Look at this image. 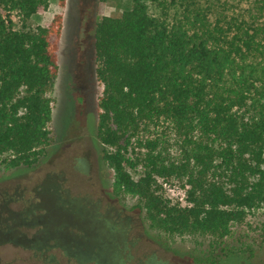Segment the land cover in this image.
<instances>
[{
    "label": "trees",
    "instance_id": "trees-1",
    "mask_svg": "<svg viewBox=\"0 0 264 264\" xmlns=\"http://www.w3.org/2000/svg\"><path fill=\"white\" fill-rule=\"evenodd\" d=\"M49 1L0 0V157L11 168L33 167L51 143L62 17L29 25ZM125 1L131 8L94 33L102 160L151 230L207 236L200 260L220 263L231 226L264 212V23L232 17L222 26L195 5L169 20L164 0ZM171 179L184 183L187 207L159 194Z\"/></svg>",
    "mask_w": 264,
    "mask_h": 264
},
{
    "label": "rangeland",
    "instance_id": "rangeland-1",
    "mask_svg": "<svg viewBox=\"0 0 264 264\" xmlns=\"http://www.w3.org/2000/svg\"><path fill=\"white\" fill-rule=\"evenodd\" d=\"M164 2L169 20L195 5L222 26L232 17L264 23V0ZM129 8L125 0H64L63 5L50 0L45 12L29 20L31 27H47L55 15L62 17L58 73L50 94L51 143L31 168H11L8 157H0V264H210L200 260L210 251L209 237H170L151 230L139 199L116 190L113 171L102 160L104 147L96 137L102 85L96 76L95 27L103 17H119ZM148 11L158 18L163 13L151 4ZM14 26H19L16 21ZM172 153L177 154L175 148ZM159 194L188 206L182 181H160ZM13 243L34 248L21 252L10 247ZM53 244L59 249L39 247ZM224 245L231 254L217 264H264L263 210L232 225Z\"/></svg>",
    "mask_w": 264,
    "mask_h": 264
},
{
    "label": "flooded vegetation",
    "instance_id": "flooded-vegetation-1",
    "mask_svg": "<svg viewBox=\"0 0 264 264\" xmlns=\"http://www.w3.org/2000/svg\"><path fill=\"white\" fill-rule=\"evenodd\" d=\"M59 245L57 244H53V245H48V246H39L40 248H45L44 250H48L49 248H58ZM0 247H4V245L0 244ZM8 247V246H7ZM10 247H13L21 252L26 251V249H33L34 245L32 244H23V243H13L12 245H10ZM35 251H38V248H35Z\"/></svg>",
    "mask_w": 264,
    "mask_h": 264
}]
</instances>
